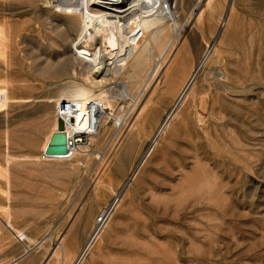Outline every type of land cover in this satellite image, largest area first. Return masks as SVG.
<instances>
[{
	"label": "rangeland",
	"instance_id": "obj_1",
	"mask_svg": "<svg viewBox=\"0 0 264 264\" xmlns=\"http://www.w3.org/2000/svg\"><path fill=\"white\" fill-rule=\"evenodd\" d=\"M23 1L3 12L0 0V27L3 18L28 22L55 38L50 29L68 23L43 19L51 1ZM171 5L164 46L176 22L181 31L164 71L157 46L142 53L141 45L107 83L110 115L87 151L62 162L35 161L55 119L48 100L74 80L58 49L29 31L12 44V65L0 59V88L32 100L0 111V166L9 177H0V208L19 231L0 212V264H74L95 228L80 264H264V0ZM196 68L191 92L154 143L176 107V81ZM102 214L110 217L97 229Z\"/></svg>",
	"mask_w": 264,
	"mask_h": 264
},
{
	"label": "bare ground",
	"instance_id": "obj_2",
	"mask_svg": "<svg viewBox=\"0 0 264 264\" xmlns=\"http://www.w3.org/2000/svg\"><path fill=\"white\" fill-rule=\"evenodd\" d=\"M14 1L3 0V12L14 10L18 6ZM38 1L40 4L47 1L54 4L52 15L47 12L41 14L45 21L49 20L50 23L52 22V16H55L56 18H67L68 23L60 21L53 30L50 29L49 33L55 36L53 38L39 27L31 30L28 22L13 25L12 21L3 18V28L0 27V59L3 60L4 66L9 67L12 65L14 63L10 53L12 44L15 42L18 47L19 43L16 40L23 33L29 31L37 32L42 47L50 46V48L55 47L58 49L55 52L59 54V65L74 80L63 83L56 95L48 100L49 103H53L55 119L51 130L40 146L41 154L35 157V161L62 162L71 159L78 153L86 152L85 144L92 139L91 135L97 131L101 123H105L109 117L108 109L112 107L113 98L106 88L107 83L122 72L128 61L135 56L137 51H140L141 45L142 53L146 51L151 43L157 46L161 61L160 65L163 63L161 69L164 71L166 58L168 60L177 47L176 42L180 37L181 26L176 22L177 25L174 28L177 39L174 37L168 45L164 46L167 37L165 33L167 22L176 15L171 0H24L23 2L32 5ZM212 1L206 0V5H209ZM165 2L170 3V9L164 8ZM231 8L232 4L230 2L222 15L225 20L229 18ZM202 12L199 11L197 18L201 16ZM44 24L42 23V25ZM178 28L180 29L178 30ZM45 42H48L49 45ZM48 60L52 61L49 58ZM26 61L29 63V60L26 59ZM198 71L199 68L193 70L184 83L183 80L188 71L184 73L181 81H176L173 93L177 92L181 86L174 103L176 107L169 112L168 118L158 127L153 137L154 143L175 115L177 106L183 103L186 96L191 92ZM158 74L159 69L154 71L153 77L158 76ZM148 86L149 84L147 88ZM64 101L77 105L76 111L73 115L66 112L62 118H58V110ZM17 102L29 103L32 100L29 98H12L6 85L0 88V111L6 112L10 104ZM92 103L98 105L100 115L91 127L88 107ZM58 131L66 135L67 153L64 155H46L45 150L49 145L50 138L53 133ZM69 139L75 142L74 147H69ZM149 151L150 149H148ZM137 169L138 167L130 170V178L135 176ZM0 177L6 181L9 178L1 166ZM126 185L127 183H124L120 188ZM114 196H117L115 192ZM110 207L114 208L115 204L112 203ZM0 212L5 215L4 224L15 230L8 210L0 208ZM109 217L110 214L107 220ZM100 231L97 232L96 228L92 231L82 249L83 251L76 257L74 264H80L83 255L91 248ZM15 232L19 233L17 230ZM57 251L58 247L54 250L52 257L58 256ZM63 256L64 260L70 258L69 253H64Z\"/></svg>",
	"mask_w": 264,
	"mask_h": 264
},
{
	"label": "built area",
	"instance_id": "obj_3",
	"mask_svg": "<svg viewBox=\"0 0 264 264\" xmlns=\"http://www.w3.org/2000/svg\"><path fill=\"white\" fill-rule=\"evenodd\" d=\"M62 105L63 106L58 110V113H57V117L58 118H62L63 115L66 114V112H70V114L73 115L74 112L76 111V106L77 105H73V104H71L68 101H64L62 103ZM88 112H89V115H90V126L92 127L95 124L96 120L99 119V115H100L99 113L100 112H99L98 105L95 104V103L90 104L89 107H88ZM74 145H75V142H73L71 139H69V147H74ZM106 217H107L106 215L102 214L101 216H99L97 218L96 223H95L96 226H97V229H100L102 227V225L106 221Z\"/></svg>",
	"mask_w": 264,
	"mask_h": 264
},
{
	"label": "water",
	"instance_id": "obj_4",
	"mask_svg": "<svg viewBox=\"0 0 264 264\" xmlns=\"http://www.w3.org/2000/svg\"><path fill=\"white\" fill-rule=\"evenodd\" d=\"M63 105H61L62 107ZM66 135L62 132L52 134L49 145L45 150L46 155H64L67 153Z\"/></svg>",
	"mask_w": 264,
	"mask_h": 264
}]
</instances>
